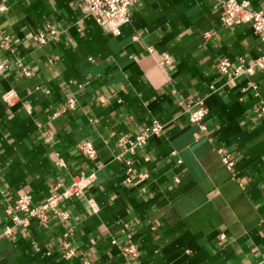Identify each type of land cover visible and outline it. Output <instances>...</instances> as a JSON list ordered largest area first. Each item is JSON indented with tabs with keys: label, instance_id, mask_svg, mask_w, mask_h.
<instances>
[{
	"label": "crops",
	"instance_id": "obj_1",
	"mask_svg": "<svg viewBox=\"0 0 264 264\" xmlns=\"http://www.w3.org/2000/svg\"><path fill=\"white\" fill-rule=\"evenodd\" d=\"M247 1L264 8V0ZM0 6V36H11L32 71L0 76V264H126L128 230L137 264H264V113L254 112L264 107V70L227 81L217 67L222 58L261 55L250 22L223 25L216 0H139L113 35L83 16L76 0ZM48 26L57 36L38 45ZM0 59H13L1 43ZM10 90L16 97L8 104L2 97ZM187 97L203 98L206 132L178 105ZM70 98L75 109L66 106ZM152 121L163 132L133 159L147 177L127 183L114 158L117 139ZM85 138L94 160L76 150ZM92 170L86 194L61 202L70 212L65 225L30 218L23 227L5 213L24 193L41 203L56 181ZM66 230L75 255H47Z\"/></svg>",
	"mask_w": 264,
	"mask_h": 264
},
{
	"label": "built area",
	"instance_id": "obj_2",
	"mask_svg": "<svg viewBox=\"0 0 264 264\" xmlns=\"http://www.w3.org/2000/svg\"><path fill=\"white\" fill-rule=\"evenodd\" d=\"M216 1L223 8V15L221 17L223 25L231 26L241 22H250L254 34L263 44L261 55L253 60L246 61L243 57H238L235 62H232L228 58L219 59L217 64L219 72L226 77L227 81H233L241 75H253L257 70H264V8L259 11L252 10L247 0ZM138 2L139 0H76V7L83 16L91 17L101 29L113 35H118L120 34V27L130 21L132 9ZM0 10H5V6H0ZM56 36L57 31L48 26L45 31L38 34L36 40L38 45H41L48 39H53ZM0 43L7 54L13 58L12 61L0 59V76L12 69L21 76H31L32 71L23 63L22 58L16 56V47L11 36L2 34L0 36ZM147 50L149 53H153L154 51L151 46L147 47ZM160 62L168 68L172 66V61L166 53L160 55ZM15 97L14 91L10 90L4 93L2 98L5 102L11 104ZM178 105L187 113L189 122L195 124L200 132H206L205 115L207 108L205 107L203 98L187 97L180 99ZM66 106L69 109H75V99H68ZM254 112L260 115L264 113V107L255 108ZM162 132L163 125L152 121L147 125L140 126L133 136L121 135L117 139V153L114 158L125 165L127 173L125 180L127 183H130L134 176L142 179L147 177L145 173H137L133 159L143 149L150 137H159ZM76 150L84 154L89 160L96 158V149L90 139L85 138L80 140L76 145ZM219 152H222L221 149ZM144 161H149V156L145 155ZM222 162L228 169H231L234 165V159L229 153L222 154ZM95 181V171H81L77 175L72 176L68 181L60 179L53 183L50 193L43 202L34 203L32 195L24 193L6 206L5 213L12 223L23 227L28 226L30 218H35L40 225H48L51 221L65 225L70 219V212L61 207V202L84 196ZM90 203L93 211L97 212L99 209L93 199H90ZM19 213H22L23 217H20ZM131 231L128 230L125 235L126 238L121 247V252L127 256L126 264H137L138 249L133 241V232ZM3 234L9 235L10 231L7 229ZM70 234V231L66 230L58 247L48 251L47 255L55 253L64 258L73 257L76 252L75 248L71 247L69 243Z\"/></svg>",
	"mask_w": 264,
	"mask_h": 264
}]
</instances>
